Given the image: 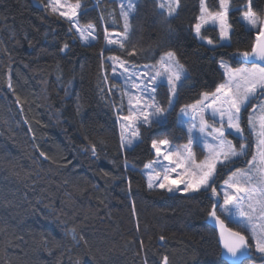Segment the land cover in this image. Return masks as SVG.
<instances>
[{"label": "trees", "instance_id": "16d2710c", "mask_svg": "<svg viewBox=\"0 0 264 264\" xmlns=\"http://www.w3.org/2000/svg\"><path fill=\"white\" fill-rule=\"evenodd\" d=\"M71 1L81 3L78 23L95 26L93 42H81L45 0H0V264H162L165 255L169 264H219L210 190L185 197L149 189L143 169L155 157L152 139L188 142L177 115L223 82L219 62L243 65L236 54L251 50L256 32L242 18L247 0H231L230 47L214 51L193 31L200 0H181L178 13L167 19L156 0H137L127 50L104 43L106 32H123L117 0ZM207 3L219 8L218 0ZM252 7L262 18L264 0H252ZM204 34L219 39L211 26ZM133 48L140 54L128 55ZM168 51L189 78L165 124L141 126L136 146L122 149L116 111L122 102L109 58L137 67ZM156 99L168 106L166 84ZM253 102L241 120L248 155L232 171L246 166L254 152L247 128ZM192 151L203 159L201 146ZM229 174L224 170L217 186ZM245 234L251 255L244 264L263 261Z\"/></svg>", "mask_w": 264, "mask_h": 264}, {"label": "snow or ice", "instance_id": "6c2138e0", "mask_svg": "<svg viewBox=\"0 0 264 264\" xmlns=\"http://www.w3.org/2000/svg\"><path fill=\"white\" fill-rule=\"evenodd\" d=\"M156 4L162 16L166 13L167 19L178 13L181 0H156ZM218 4L219 8L213 11L207 0H200V14L192 26L195 37L212 51L218 47H230L232 34L229 22V15L233 11L231 0H218ZM59 5L60 0H48L46 7L56 13ZM80 7L77 3L70 6L68 11L59 12V15L72 22L69 31L74 28L81 41L90 42L96 39L95 26L88 24L81 27L74 20L77 16L76 10ZM246 8L242 18L251 29L256 30V40L250 51L237 52L236 55L242 58L243 66L234 68L223 60L219 62V67L224 70L223 82L217 84L214 91L201 93V99L195 104L182 106L177 115V122L183 127L186 123L183 117L191 113L192 124L187 128L188 143L182 150H173L168 138L152 139L151 148L155 151L156 159L145 165L146 169H151L148 175L149 189L158 187L185 197L208 193L210 190L213 203L208 216L215 221L219 229V264H244L251 255L249 238L245 234L247 232L251 233V238L255 241V251L264 257V105H255L253 114L249 116L250 129L256 132L258 119L259 131L256 153L247 160L246 168H236L232 171L237 162L248 155V145L242 142L237 148L233 141L227 138L235 134L239 140H245L241 125L242 112L253 100L264 96V21L253 11L252 0H247ZM135 10V0H127L126 5L122 0V39L117 41L106 36L108 44L119 43L121 49L127 50L125 44L132 37L130 20ZM209 26L214 30L218 28V40L204 34ZM67 48L68 45L64 44L60 50ZM139 54L135 48L128 52V55ZM109 59L123 69L118 77L125 79L122 96H127L128 114L120 116L118 122L121 128V148L127 150L135 147L141 139V126L152 128L165 124L167 116L174 109L180 88L189 77L172 51L164 53L155 65H144V71L139 73L135 66L129 67L128 62L119 57ZM113 71L116 72L115 67ZM165 80L168 87L166 108L156 99L157 90L163 86ZM65 94L67 95V90ZM80 107L78 102V111ZM193 145H203L207 154L202 160L196 159L192 151ZM91 150L95 155L94 144ZM162 161H167V165ZM224 170L230 171V175L217 186V178ZM172 174L175 175L174 179ZM222 216L244 231H233L226 227ZM254 221L258 223L259 231ZM164 239V236L160 237L161 241ZM162 264H169L167 255L163 257Z\"/></svg>", "mask_w": 264, "mask_h": 264}, {"label": "rangeland", "instance_id": "374dc122", "mask_svg": "<svg viewBox=\"0 0 264 264\" xmlns=\"http://www.w3.org/2000/svg\"><path fill=\"white\" fill-rule=\"evenodd\" d=\"M46 1V3L48 4V0H45ZM136 1L137 0H135V3H136ZM117 2H118V4H119V6H120V8H121V3H122V0H117ZM77 3H79L80 5H81V3L80 2H73V1H71V0H60V5L58 6V11L56 12V14H59V12H61V11H68V9H69V7L70 6H74V5H76ZM123 3L126 5L127 4V0H123ZM81 8V7H80ZM80 8H78L76 11H77V16L76 17H74V20L75 21H77V17H78V15H79V13H80ZM50 9V8H49ZM245 10H247V8L245 7ZM63 18H65V17H63ZM66 19V18H65ZM263 19V17L261 18V20ZM67 20V19H66ZM123 20V19H122ZM69 21V20H68ZM78 22V21H77ZM69 23H70V25H71V23L72 22H70L69 21ZM246 23V22H245ZM80 25V24H79ZM81 27H86V26H82V25H80ZM218 29V28H217ZM72 31L76 34V36L78 37V39H80V37H79V33H76L75 32V29L74 28H72ZM123 32H121V33H118V32H106L105 33V35H104V43H105V45L106 46H112V45H116V44H119V43H116V44H108V41H107V39L105 38L106 36L108 37V39H113V40H117V41H119V40H121L122 39V34ZM256 33V32H255ZM218 34H219V30H218ZM94 35H95V32H94ZM94 40H92V41H90V42H93ZM81 42H83V41H81ZM90 42H83V43H90ZM177 59V58H176ZM109 61H110V63H111V65H112V77H114V79L117 81V85L115 86V90L116 91H118L117 93H118V95L120 96V99H121V105L119 106V108L120 109H122L121 111H117V109H116V111H117V124H118V129H119V133H120V135H121V128H120V123L118 122V118L120 117V116H123V115H127L128 114V99H127V96H122V93H123V90H124V86H125V79L124 78H119L118 77V74L120 73V72H122L123 71V69L118 65V64H116V65H114V62L111 60V59H109ZM159 61V60H158ZM225 62V61H224ZM157 62H155V63H146V64H141V65H138L137 67H135L136 68V70H137V72L139 73V72H143L144 71V65H155ZM225 63H227V62H225ZM228 64V63H227ZM129 65V67H133V65H130V64H128ZM230 65V64H229ZM243 66V65H242ZM242 66H240V67H242ZM116 68V72L114 73V71H113V68ZM239 68V67H238ZM222 70V72L224 73V70L223 69H221ZM186 82V81H185ZM184 82V83H185ZM164 84H166L167 85V81L165 80L164 81ZM201 99V98H200ZM254 102H253V105H252V107H251V109H250V111H249V113H248V116H247V128H248V131H249V135H251V137H252V141H253V144H254V152H253V154H255L256 153V150H257V142H258V140H257V132L259 131V121H258V119H257V130H256V132H253L251 129H250V127H249V124H248V121H249V116H250V114H253V111H254V106L255 105H264V97H258L257 99H255V100H253ZM195 104V103H194ZM179 113H180V111H179ZM256 116L258 117L259 116V112L257 111L256 112ZM183 119L186 121V123L184 124V126L182 127V128H184L185 130H186V132H187V128L189 127V126H191V124H192V120H191V113H190V115L189 116H187V117H183ZM217 119H218V117H217ZM211 122V121H210ZM197 123H198V121H197ZM179 125V124H178ZM180 126V125H179ZM217 126H219L218 124H217ZM231 136V139L230 138H228L229 140H232V138H237L236 137V135L235 134H232V135H230ZM244 136H245V134H244ZM238 139V138H237ZM245 139H246V136H245ZM233 141V140H232ZM171 142V141H170ZM245 143L244 141H241V140H239L238 139V143H235V142H233V144L234 145H236L237 146V148L239 147V144L240 143ZM120 143H121V139H120ZM188 142H186V143H182V144H175L174 142H171V144H170V147L173 149V150H177V149H183V147H184V145H186ZM201 148H202V151H203V155L205 156L207 153H206V151L204 150V148H203V145H201ZM153 153H154V155H155V151L153 150ZM194 153V152H193ZM204 156H203V158H204ZM253 156V155H252ZM195 157H196V155H195ZM252 157H250V159H251ZM154 159H156V156L154 157ZM153 159V160H154ZM197 159V158H196ZM202 160V159H201ZM165 165H167V161H162ZM149 163V162H148ZM247 167V163H246V166H244V167H239V168H246ZM157 170H160V169H157ZM235 171V170H234ZM151 173V169H146L145 167H144V169H143V174H144V176H145V178H146V180H147V183H148V175ZM230 175V174H229ZM172 178L174 179L175 178V175L174 174H172ZM223 183V182H222ZM157 188V187H156ZM220 202L222 203L223 202V199H222V195H221V197H220ZM254 223H257L256 221H254ZM257 230L259 231V225H258V223H257ZM248 234L250 235V237H251V233L250 232H248ZM253 240V239H252ZM252 248H253V251L255 252V254H259V253H257L256 251H255V241L253 240V246H252ZM260 255V254H259ZM248 264H264V259H263V261H261V262H254V261H252V262H250V263H248Z\"/></svg>", "mask_w": 264, "mask_h": 264}, {"label": "water", "instance_id": "95a60500", "mask_svg": "<svg viewBox=\"0 0 264 264\" xmlns=\"http://www.w3.org/2000/svg\"><path fill=\"white\" fill-rule=\"evenodd\" d=\"M38 4V3H37ZM39 6H41L40 4H39ZM262 21H264V7H263V19H262ZM255 40H256V33H254V42H255ZM253 42V43H254ZM261 97H264V96H261ZM209 223H210V225L214 228V230H215V232H216V234H217V238H218V241H219V229H218V227L216 226V224H215V221L214 220H212L211 218H209ZM225 226L226 227H228L227 226V224H226V222H225ZM230 228V227H229ZM234 231V230H233ZM162 242L163 241H161L160 239L158 240V243L160 244V245H162ZM220 245V244H219ZM221 247V246H220Z\"/></svg>", "mask_w": 264, "mask_h": 264}]
</instances>
